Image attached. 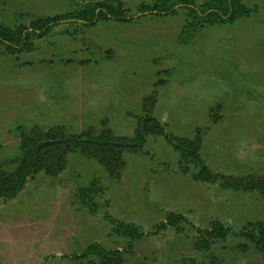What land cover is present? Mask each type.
Here are the masks:
<instances>
[{"label":"rangeland","instance_id":"374dc122","mask_svg":"<svg viewBox=\"0 0 264 264\" xmlns=\"http://www.w3.org/2000/svg\"><path fill=\"white\" fill-rule=\"evenodd\" d=\"M87 1L0 0V22L28 24ZM121 1L138 14L142 2L154 0ZM241 1L254 10L232 21L212 24L197 15L196 22L180 5L175 14H138L129 22L63 23L22 53L0 44V161L17 153L20 127L131 137L144 98L156 90L152 113L168 134L200 138L213 172L264 179V0ZM180 158L165 137L149 135L141 152L124 153L120 178H112L96 159L69 154L61 174L40 173L0 201V264H88L73 255L94 241L122 249L124 264H264L254 243L234 233L264 221V195L196 180L197 167L189 163L183 172ZM94 179L103 189L91 213L78 191ZM170 212L188 218L182 232L150 233L131 249L106 217L151 232ZM215 219L234 232L197 249V228Z\"/></svg>","mask_w":264,"mask_h":264},{"label":"trees","instance_id":"16d2710c","mask_svg":"<svg viewBox=\"0 0 264 264\" xmlns=\"http://www.w3.org/2000/svg\"><path fill=\"white\" fill-rule=\"evenodd\" d=\"M154 0L152 3L142 2L139 5L141 17L144 14H175L178 6H183L189 17L196 22L197 15L203 22L232 21L237 17L250 14L254 8L246 6L241 0ZM121 0H88L85 6L75 11L47 16H37L28 24L18 23L7 26L0 22V44L9 53H22L33 49V39L46 37L57 26L63 23L81 22L84 25L96 24L101 19H114L129 22L138 14H129ZM205 17V18H204ZM193 25L192 23H190ZM159 82V81H158ZM157 82V83H158ZM157 97V91H152L142 103L143 114L137 118V129L133 136H118L110 129L99 133L89 131L72 133L66 126L54 125L44 128L39 125L20 127L18 129V148L13 156L0 161V201L16 197L24 188L29 178L40 173L57 176L67 167L68 155L81 154L94 158L107 170L112 178H120L125 165L124 153H139L144 147L149 135H162L177 150L183 172L190 170L189 163L197 167L193 177L196 180L217 182L220 180L225 188L235 190H258L264 195V179H241L213 172L201 155L200 138L194 140L174 137L167 133L162 121L152 110ZM97 179L90 185L79 188L78 196L83 205L96 213L100 204L95 200L100 188ZM106 217L112 223V232L129 239L128 248L134 241L150 233L157 234L166 228L174 227L182 232V224L188 218L180 213H168L166 220L155 225V230L144 231L135 223H127L111 217ZM210 227L197 228L198 239L195 247L199 250H209L215 240L226 238L233 229L218 219L212 220ZM238 235L248 237L264 256V221L251 223V227L239 230ZM123 250L120 248L107 249L103 244L91 242L81 253L73 255L77 260H86L88 264H124ZM196 264H219L216 259Z\"/></svg>","mask_w":264,"mask_h":264}]
</instances>
